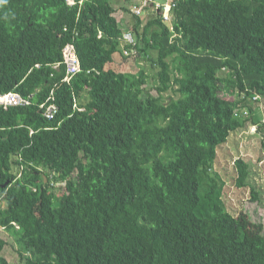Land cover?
I'll list each match as a JSON object with an SVG mask.
<instances>
[{"label": "trees", "instance_id": "16d2710c", "mask_svg": "<svg viewBox=\"0 0 264 264\" xmlns=\"http://www.w3.org/2000/svg\"><path fill=\"white\" fill-rule=\"evenodd\" d=\"M73 1L0 0V94L28 101L0 105V226L19 246L11 261L0 238V264H264L263 225L225 201L249 158L215 169L232 132L264 135V0H169L170 22L145 6L127 31L111 0ZM141 54L152 73L125 67Z\"/></svg>", "mask_w": 264, "mask_h": 264}, {"label": "rangeland", "instance_id": "374dc122", "mask_svg": "<svg viewBox=\"0 0 264 264\" xmlns=\"http://www.w3.org/2000/svg\"><path fill=\"white\" fill-rule=\"evenodd\" d=\"M155 1L159 3L167 2V0ZM111 3L116 8L119 25L124 31H127L128 28L131 27L129 22L131 15L130 8L134 4H139L140 0H111ZM120 5H124L125 8ZM149 7L151 8L149 9V11L152 12L151 14L156 13L154 6L150 5ZM150 55L155 56V51H151ZM147 57V54L138 55L135 61H129L125 67L127 69L144 68L149 73H152L155 69L152 68L151 62ZM259 113L261 114V111H259ZM263 137L264 135L261 132L258 133L255 126H250L249 124L243 129L232 132L226 143L223 144L217 152L215 169H219L221 173L223 171L231 175L232 159L238 158L239 156H246L249 158L251 173L248 180V187L238 188L235 185H231L228 181L225 186L227 192L225 201L230 211L238 213L242 210L253 222L256 220L261 226L263 225L264 232V153H262L260 148L261 138ZM248 146L250 150L248 154L244 155L246 152L245 150H248ZM259 156H261L260 159H258ZM252 186L261 191L263 204L251 200L249 190ZM0 238H4L8 241L7 246L3 250V254L11 261L16 260V250L19 247L16 243V236L6 229H0Z\"/></svg>", "mask_w": 264, "mask_h": 264}, {"label": "built area", "instance_id": "2783aa9c", "mask_svg": "<svg viewBox=\"0 0 264 264\" xmlns=\"http://www.w3.org/2000/svg\"><path fill=\"white\" fill-rule=\"evenodd\" d=\"M68 2L70 4L74 3L73 0H68ZM149 2H151V0H140V3L134 4L131 10L134 11L135 13H142L145 9V6L151 5ZM160 6H163L162 15H163L164 20L170 22L171 16H170L169 11H170L171 5H170L169 0L163 4L156 3L154 5L155 12L159 11ZM123 38L129 43L134 42L133 37L131 36L130 32H125L123 35ZM62 56H63V63L66 66V74H65L64 80L69 82L72 76L80 71V62H79L77 52H76V49L73 43H67L64 46L62 50ZM27 102H28L27 100L23 99L19 94L15 92H7L4 94H0V105H3V106L21 105ZM55 111H56L55 104H49L46 106L44 114L47 117H52ZM0 229H3V227L0 226Z\"/></svg>", "mask_w": 264, "mask_h": 264}]
</instances>
